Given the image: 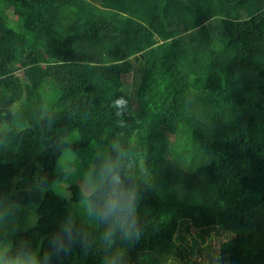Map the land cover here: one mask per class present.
<instances>
[{
	"label": "trees",
	"instance_id": "obj_1",
	"mask_svg": "<svg viewBox=\"0 0 264 264\" xmlns=\"http://www.w3.org/2000/svg\"><path fill=\"white\" fill-rule=\"evenodd\" d=\"M114 145L138 238L109 243L64 162ZM3 207L39 264H264V0H0ZM68 217L85 244L56 253Z\"/></svg>",
	"mask_w": 264,
	"mask_h": 264
},
{
	"label": "clouds",
	"instance_id": "obj_2",
	"mask_svg": "<svg viewBox=\"0 0 264 264\" xmlns=\"http://www.w3.org/2000/svg\"><path fill=\"white\" fill-rule=\"evenodd\" d=\"M117 106H123L122 102L118 101ZM114 149L117 151L115 157H98V162L88 170L87 191L81 202L90 217L106 226L103 239L109 243L117 230L125 238L131 237L133 231H136L138 238L135 213L139 191L129 182L127 166L122 163L119 146L114 145ZM77 239L81 245L85 244L86 238L81 229L68 217L60 225V232L49 243L56 253L67 254ZM9 252L10 244L0 245V264H39L36 254L24 247L19 248L15 254L8 255Z\"/></svg>",
	"mask_w": 264,
	"mask_h": 264
},
{
	"label": "rangeland",
	"instance_id": "obj_3",
	"mask_svg": "<svg viewBox=\"0 0 264 264\" xmlns=\"http://www.w3.org/2000/svg\"><path fill=\"white\" fill-rule=\"evenodd\" d=\"M6 13H7V15L6 14L5 15L7 17L8 26L10 28L14 29L17 32L22 33L23 32L22 23H21V21H19L18 17L14 14L13 10L9 9V10H7ZM18 74L20 76H23L22 71H20ZM125 80L127 81V83H125L126 84L125 88L129 89V90H126V91L127 92L128 91L131 92L130 86L131 85L133 86V82H131L130 81L131 79H129L127 77L125 78ZM173 139H174V137H173ZM103 155H106V154H103L101 151L96 153L95 150L93 148H91L89 150L88 158H87L86 161L74 160V159L73 160L72 159L69 160V159H67V161L64 162L65 163L64 171L71 172L72 168L78 169L80 173L77 175V181L73 178V182L76 181L78 183H81L84 191L86 192L87 191V188H86V185H87V172L93 166V158H96V160H98V157H101ZM74 157H75V155H74ZM69 161L71 162L70 164H69ZM94 162H95V160H94ZM67 182H69V181H67ZM9 210H10V207H3L0 210V227H2L5 223L8 222ZM31 225H33V221L28 220L25 224L20 225L18 230H25L28 227H30ZM8 233L11 234V232H8ZM186 240L189 243H193L194 242L191 236H186ZM206 242H207V240H205L202 244H205ZM1 245H7V244H1ZM162 259L164 261H166L167 264L177 263L178 262V258H176L174 256L162 257Z\"/></svg>",
	"mask_w": 264,
	"mask_h": 264
}]
</instances>
